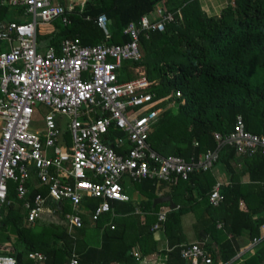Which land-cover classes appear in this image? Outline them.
<instances>
[{
	"label": "trees",
	"instance_id": "trees-1",
	"mask_svg": "<svg viewBox=\"0 0 264 264\" xmlns=\"http://www.w3.org/2000/svg\"><path fill=\"white\" fill-rule=\"evenodd\" d=\"M161 3L174 15V22L167 24L162 32L141 35L142 59L132 64L144 67L146 78L152 83L149 91L162 100L158 105L161 112L148 137L152 150L162 156L198 157L216 149L214 135L232 132L237 116H241L245 131L264 137V0H228L218 15H208L199 0H84L82 4L64 5L65 25L59 21L39 25L37 40H49L54 46L61 38L76 37L86 46L100 43L106 39L95 20L103 14L110 22L111 36L107 42L124 44L129 38L122 34L123 28L131 22L137 23L142 16L153 14ZM8 12V7L0 8V21ZM176 92L181 93L180 98L175 97ZM225 148H229L231 157L235 156V147L224 146L221 150ZM244 156L250 183L241 184L239 175L227 166L232 184L221 188L222 202L218 208L207 206L216 213L211 215L210 224L199 241L209 235L218 245L215 252L211 243L204 244L214 263H226L234 258L238 252L235 238L247 232L251 241L259 235V227L264 223V218L258 217L264 214V158L259 153ZM144 182H149L151 187L146 194L147 201L140 205L146 213L144 218L134 214L132 205L125 210L115 206L117 214L126 216L113 219L115 230L108 232L109 241L118 245L116 259L97 260L96 255H101L103 250L88 248L83 239L90 224L99 228L109 217L92 222L83 215L82 228L71 234L58 224L23 225L24 214L12 207L2 210L0 229L5 232L11 225L16 231L17 240L9 255L17 264H37L28 259L31 252L43 254V264H69L75 255L79 264H137L128 255L133 249L141 257L159 254L151 230L163 206H152L157 185L169 186L178 196L182 191V205L169 211L163 223L167 240V250L161 253L164 264H191L180 255L184 240L181 217L192 210L191 202L196 204L211 192L214 182L209 172L192 174L187 181ZM9 192L15 200L12 185ZM45 192L34 193L44 195ZM188 192L195 193L196 198L192 194L186 197ZM218 222L222 223L220 231ZM242 264H264V240L252 253H246Z\"/></svg>",
	"mask_w": 264,
	"mask_h": 264
},
{
	"label": "built area",
	"instance_id": "built-area-1",
	"mask_svg": "<svg viewBox=\"0 0 264 264\" xmlns=\"http://www.w3.org/2000/svg\"><path fill=\"white\" fill-rule=\"evenodd\" d=\"M0 4L22 9L29 17L25 22L0 21V42L9 47L0 51V229L2 210L13 204L9 184L15 185V198L22 202L29 224L39 220L47 202L41 195L28 202L27 185L34 178L60 211L70 208L64 222L71 230L82 228L87 201H97L92 222L111 213L114 204L128 202L126 181H187L192 174L211 171L224 146L235 147L237 155L259 153L264 158V137L245 131L241 116L236 117L232 132L214 135L215 150L197 158L162 156L150 147L148 137L162 100L149 91L152 83L145 75L122 81L119 71L127 69L125 63L141 61V35L162 32L174 22L165 8L158 6L153 14L127 24L122 34L129 41L124 44L107 42L110 22L102 14L95 24L105 41L85 46L80 38H64L58 49H42L37 27L53 21L67 23L61 0H0ZM40 106L46 109L40 117L43 125L32 130ZM115 131L121 135L113 139ZM221 186L216 183L208 195L211 207L222 200ZM165 218L159 214L153 229L159 230ZM263 240L261 225L251 247ZM204 244L182 246L181 257L191 264H213ZM3 251L0 264H17ZM28 259L42 264L45 257L31 252ZM69 264L79 263L73 257Z\"/></svg>",
	"mask_w": 264,
	"mask_h": 264
},
{
	"label": "crops",
	"instance_id": "crops-1",
	"mask_svg": "<svg viewBox=\"0 0 264 264\" xmlns=\"http://www.w3.org/2000/svg\"><path fill=\"white\" fill-rule=\"evenodd\" d=\"M83 2H84V0H61L62 5H67V6H71L73 4H82ZM199 2L201 4L202 10H204L208 15H218L220 13V11L228 5V0H199ZM5 6L9 8V6H7V5H1L0 4V8L5 7ZM159 7L165 8V6L162 3L159 5ZM17 10H16V12L20 11L21 13H23L22 9H19L18 11ZM149 17L151 18V16H149ZM7 18L8 17L4 18L3 21L4 22H6V21L25 22V21L29 20V19H17L14 17H11L10 19H7ZM109 30L111 31L110 27H109ZM62 39L63 38L59 39V42ZM38 42H39L42 49H45L47 47H53L55 49H58V45H59V43H57V42H56L57 46L51 45L49 43V40L38 41ZM0 44H1L0 45V51H5L9 48L8 45L3 43V42L2 43L0 42ZM92 45H94V44H92ZM88 46H90V45H88ZM128 67H130V66H127V69H123L125 71L126 77L121 78V76H119V78L122 81H127V80L131 79L128 72L130 70H133L134 68L133 67L128 68ZM142 75H145V72H143ZM36 124H37V120H35V125ZM38 125H40V127L43 125L42 118L40 119V117H39ZM38 125H37V127H38ZM0 127H1V123H0ZM117 134H119V136L121 135V133L118 131L111 133V135L113 136V139ZM66 141L69 142V139L66 138ZM230 148H233V147H230ZM194 158H197V157H194ZM227 166L231 167L233 173L239 175V182L241 184L250 183L249 176L247 173H245L246 168H247V159H245V156L244 155L243 156L237 155L235 153V156L231 157L230 153H229V148H225V149H222L220 151L218 162L212 168V170L209 171V175L211 176V178L214 182V185L216 183H220L222 185L221 186V188H222L223 186H227V185L232 184L231 173H229ZM150 181H152V180H150ZM135 184L137 185L136 189L134 190L135 193L130 194V196L127 194L129 196L128 202L114 204L112 212L101 217V218L109 217L108 221H104L99 228L95 227L93 225V223L91 222L92 224H90L89 229H87L85 231L83 239L87 242L88 248H94L95 247V249H97L98 251L103 250L101 255H98V254L96 255L97 260L102 259L104 261V260H114L117 258L118 252H116V251H117L118 245L112 241H109L108 232H109V230L110 231L115 230V224L113 223V219H115V218H121L122 219V218H126V216H125V214H117L115 212V206L118 209L125 210L126 208L129 207V205H132V206H134V214L136 216L143 217V218L145 217L146 213H145V211H143L141 209L140 205H141V203H144L147 201L148 198H147L146 194L150 190L151 187H150L149 182L143 181L142 183L141 182L140 183H131L129 181H126L125 185H124L126 193H128L129 188H131ZM10 185L13 186V191H14L15 185L9 184V186ZM192 187H194V186H192ZM213 187H212V189H213ZM221 188H220V190H221ZM40 190L42 192H44V191H46V188L43 186H40L34 178L27 185V200H28V202H32L36 195H41L47 200L46 208H44L39 220L40 219L43 220V217H44L50 221L49 224H58V225H61V223H57V220H61L62 226L68 231V233L72 234L73 232H75L76 231L75 229H71V230L68 229V227L65 225V222H64V214L68 213V211H66V209L68 207H66L63 210V212L60 211L58 203L51 201V199L48 198L47 192H45L46 195L45 194L43 195L42 193L35 195L34 192L40 191ZM153 193L155 194V199L153 200L152 206L154 207L155 205H163L160 212L158 213V215L159 214H165V216H166V214L169 211L176 210L177 208L180 207V205H182V201L180 200V196L182 195V191H179V196H178V193L174 192V189H170L169 186L158 187L157 185H155ZM191 194L194 198H196L195 193L188 192L185 195H186V197H189ZM14 195H15V193H14ZM164 197L170 198V202L167 201V198H165V200H163V201L157 200V199L164 198ZM202 202H204L203 205H201ZM221 202H222V200H221ZM221 202H220V204H221ZM96 203H97V201H94V200H90L89 202L88 201L86 202V205H84L83 213L81 215V219H82L83 215H86L90 218L89 220L91 221V211L93 210V207L96 205ZM171 204H174L176 209H172ZM191 204H192V206H191L192 210L189 213H186L181 217V225H180L181 231L183 230L182 229V224H183L182 218L185 215L187 216L189 214L194 213L193 215L195 216V218H197V217L203 218L205 216H208L210 219L206 222L210 223L211 215L216 213V210L207 209V206L208 207L210 206L208 203V196L203 200H199L196 204H194L192 202H191ZM10 207H12L13 210H19L20 209L22 211V213L24 214V221L26 223H28L26 220V211L24 210L21 201L19 202V200H17V199L13 200V204ZM218 207H212V208L216 209ZM8 208H5L4 210L7 211ZM69 212H71V210ZM158 215H157V217H158ZM257 216H255V217L256 218L259 217L262 219L264 218V214H261L258 217ZM2 220H3V214H2ZM53 221H55V222H53ZM157 223L158 222L156 220V223L151 225V230L153 231V238L157 242V248L160 252H159V254L156 253V254L146 256V257H141L139 255L137 249L131 250L128 253V255L130 254L134 258V260L137 262V264H164L165 258L161 253H162V251L167 250V240H166L164 232H163L164 231L163 224L161 225V228L159 230L153 229ZM262 225H264V223ZM112 226H113V229L110 228ZM206 226L204 228H201V229L199 228V229L194 230L196 232V236H194V238L190 241H188V239H187V241L185 240L186 235L184 236L183 231H182V234L184 236V240L180 244L181 247L184 245H190V244L198 242L199 236L205 231ZM216 226H217V229L219 231L222 230V223L221 222H218ZM118 228L120 229V226ZM0 232H3V231L0 230ZM3 233H5V235H7V242H6L5 247H4L5 251H3L2 254L10 256L9 253L11 251V247L14 243H16V240H17L16 231H15L14 227L10 225L9 228ZM259 235H260V227H259ZM221 238H222V236H221ZM210 240H211V242H209ZM235 241L237 243V248H238V252H237L236 256L226 263H224L222 261H218L216 263L213 262V264H242L243 258L246 255V253H252L254 251V248L257 246V245H255V246L251 247L252 240L251 241L249 240L247 232H243L240 236L236 237ZM204 242L205 243H211V249L215 252L217 251L218 245L216 243H213V241L209 235H207L204 238ZM107 243H113L114 245H110ZM0 248H1V246H0ZM4 249H2V250H4ZM210 256H211V254H210ZM10 257H12V256H10ZM75 257H76V255H75ZM110 264H117V263L111 262Z\"/></svg>",
	"mask_w": 264,
	"mask_h": 264
},
{
	"label": "rangeland",
	"instance_id": "rangeland-1",
	"mask_svg": "<svg viewBox=\"0 0 264 264\" xmlns=\"http://www.w3.org/2000/svg\"><path fill=\"white\" fill-rule=\"evenodd\" d=\"M17 9L18 8L9 7V12H8V15H7L8 18L7 19H10L11 17H14V18H17V19H29L28 16H25L23 13H21L20 11H18L19 9L18 10ZM16 10L18 12H16ZM124 66L133 67L129 63H125ZM133 68H134L133 70H130L128 72V74H129V76L131 78H135L137 76H140L144 72V67H136V68L133 67ZM119 74H120L121 78L126 77L124 70H120L119 71ZM172 105H173V107H176V104L172 103ZM35 110L37 111V116H39V117H43V115L46 112V109L43 106H40V107H38ZM37 116L34 115V118L37 120V124L36 125H33L31 127L32 130H40L41 129V128H39L40 125H38L39 118ZM37 125H38V127H37ZM133 186L131 188H129V191L127 193L129 196H130V194H132V193L134 194L135 193L134 190L136 189L137 185L135 184ZM203 204H204V202L201 203V205H203ZM193 214L194 213L189 214L187 216L185 215L182 218V221H183V224H182V229L183 230L182 231H183L184 236L186 235L185 236V240L186 241H187V239H188V241H190V240H192L194 238V236H196V232L194 230L199 229V228L200 229L201 228H204L206 225L208 226L210 224L209 222H206V221H208L210 219L208 216H205L203 218H201V217L195 218V216ZM49 222H50L49 220H47L46 218L43 217V220L40 219V220H38V222H36L34 224H36L38 226H40V225L42 226V225H48ZM53 222H55V221H53ZM57 223H61V225H62L61 220H57ZM25 224L28 225V226H30V224H28V223H26L24 221L23 225H25ZM34 224H31V225H34ZM87 229H89V227H87L86 230ZM6 242H7V235H5V233H3V232H0V246H1L0 250L4 249Z\"/></svg>",
	"mask_w": 264,
	"mask_h": 264
},
{
	"label": "water",
	"instance_id": "water-1",
	"mask_svg": "<svg viewBox=\"0 0 264 264\" xmlns=\"http://www.w3.org/2000/svg\"><path fill=\"white\" fill-rule=\"evenodd\" d=\"M165 198H167V201L170 202V198H168V197L160 198V199H157V200H159V201H163V200H165ZM171 207H172V209H176V207H175L174 204H171Z\"/></svg>",
	"mask_w": 264,
	"mask_h": 264
}]
</instances>
